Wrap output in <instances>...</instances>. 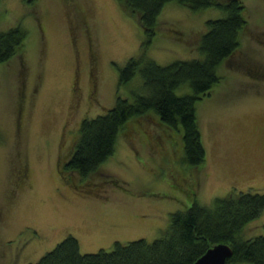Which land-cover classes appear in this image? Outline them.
Returning a JSON list of instances; mask_svg holds the SVG:
<instances>
[{"label":"rangeland","instance_id":"374dc122","mask_svg":"<svg viewBox=\"0 0 264 264\" xmlns=\"http://www.w3.org/2000/svg\"><path fill=\"white\" fill-rule=\"evenodd\" d=\"M242 1L247 25L239 44L195 102L206 152L200 204L229 189H264V0ZM225 13L166 0L156 16L163 28L142 43L136 18L118 0H0V30L26 29L16 52L0 61V264L13 255L15 264H35L68 233L84 252L163 232L170 212L189 202L178 186L186 185L189 168L180 159V127L162 124L150 109L141 124L133 117L122 125L112 153L86 177L59 161L84 116L105 111L118 94L145 92L137 71L118 83L128 55L158 63L202 57L205 20ZM175 91L190 88L184 81ZM263 222L264 206L240 236L264 232Z\"/></svg>","mask_w":264,"mask_h":264},{"label":"trees","instance_id":"16d2710c","mask_svg":"<svg viewBox=\"0 0 264 264\" xmlns=\"http://www.w3.org/2000/svg\"><path fill=\"white\" fill-rule=\"evenodd\" d=\"M118 1L125 12L136 18L143 33L142 43L149 42L156 30L163 28L164 21L158 22L156 16L166 0ZM177 1L190 8L215 5L226 10L224 15L204 22L205 29L198 40L203 56L158 63L142 54L128 55L119 66L118 83L126 82L137 71L145 92L132 90L130 98L118 94L105 111L84 116L68 157L59 164L62 170H75L82 178L93 173L112 153L122 125L133 117L141 124L151 109L162 124L180 127L183 152L180 159L189 168L186 185L178 183V186L189 196V202L172 210L163 232L150 240L115 239L110 249L82 252L78 238L68 233L41 253L35 264H190L206 247L218 241L227 242L232 250L224 264H264V232L240 236L242 226L264 206V189H229L215 195L209 204H200L195 197L206 153L195 102L218 80L215 67L237 48L238 32L247 25L245 5L242 0ZM25 35L26 29L20 24L0 30V61L16 52ZM184 81L190 91L177 93L175 88ZM132 126L137 128L133 123Z\"/></svg>","mask_w":264,"mask_h":264},{"label":"water","instance_id":"95a60500","mask_svg":"<svg viewBox=\"0 0 264 264\" xmlns=\"http://www.w3.org/2000/svg\"><path fill=\"white\" fill-rule=\"evenodd\" d=\"M231 251L227 242L218 241L206 247L190 264H224Z\"/></svg>","mask_w":264,"mask_h":264},{"label":"flooded vegetation","instance_id":"af4514ba","mask_svg":"<svg viewBox=\"0 0 264 264\" xmlns=\"http://www.w3.org/2000/svg\"><path fill=\"white\" fill-rule=\"evenodd\" d=\"M90 86V85H89ZM59 163H60V161H59ZM16 170L18 171H16V175H17V177H18V175H19V171H20V169H19V167L17 168L16 167ZM28 241H26V242H23L22 244L23 245H25L26 243H27ZM24 247V246H23ZM15 254H16V252H15ZM13 255V254H12ZM15 256V257H14ZM15 262H16V255H13V256H10V258L8 259V261H7V263L6 264H15ZM28 263V260H25L24 261V264H27Z\"/></svg>","mask_w":264,"mask_h":264}]
</instances>
